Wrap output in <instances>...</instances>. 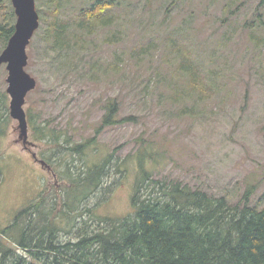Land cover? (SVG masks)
I'll return each instance as SVG.
<instances>
[{"label":"rangeland","instance_id":"1","mask_svg":"<svg viewBox=\"0 0 264 264\" xmlns=\"http://www.w3.org/2000/svg\"><path fill=\"white\" fill-rule=\"evenodd\" d=\"M96 1L35 0L40 23L26 48L25 71L36 81L23 105L27 144L9 115L8 72L0 67V228L40 201L67 239L77 214L62 209L66 171L76 176L111 154L127 172L112 170L105 196L99 191L85 204L100 217H126L144 151L154 179L232 204L249 191L250 204L263 207L264 0H108V21H85ZM15 22L11 0H0V24ZM53 25L64 30L55 47ZM111 103L117 122L84 157L36 140L34 128L44 126L61 143H84ZM50 156L52 166L40 164Z\"/></svg>","mask_w":264,"mask_h":264},{"label":"trees","instance_id":"2","mask_svg":"<svg viewBox=\"0 0 264 264\" xmlns=\"http://www.w3.org/2000/svg\"><path fill=\"white\" fill-rule=\"evenodd\" d=\"M113 5L97 0L84 11L92 16L85 21H108ZM13 32L12 24H0V51ZM63 32L60 25L51 27L54 47L62 42ZM116 106H107L95 135L84 143H61L59 134L47 132L44 126L34 128L36 140L48 139L45 144L55 152L84 157L97 135L117 122ZM3 131L0 124V134ZM146 155L144 151L136 158L129 215L119 220L100 217L85 204L94 193L102 191L105 196L109 187L103 185L112 170L118 176L127 172L122 161L114 162L113 154L106 155L76 176L70 170L65 173L70 186L62 209L77 214L68 238L61 237L57 218L40 211L43 202H35L0 228V264H264V206L251 205L249 191L232 204L178 181H159L145 168ZM53 158L43 162L52 166Z\"/></svg>","mask_w":264,"mask_h":264},{"label":"water","instance_id":"3","mask_svg":"<svg viewBox=\"0 0 264 264\" xmlns=\"http://www.w3.org/2000/svg\"><path fill=\"white\" fill-rule=\"evenodd\" d=\"M16 16L14 32L5 49L0 53V67L6 65V93L10 98L9 115L16 121L19 139L28 143V123L23 105L25 97L36 87V81L25 71L27 65L26 48L39 27V16L35 0H11ZM40 164L46 165L40 160Z\"/></svg>","mask_w":264,"mask_h":264}]
</instances>
